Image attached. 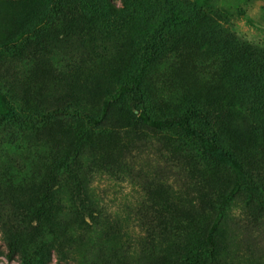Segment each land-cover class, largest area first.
I'll list each match as a JSON object with an SVG mask.
<instances>
[{
	"label": "rangeland",
	"instance_id": "rangeland-1",
	"mask_svg": "<svg viewBox=\"0 0 264 264\" xmlns=\"http://www.w3.org/2000/svg\"><path fill=\"white\" fill-rule=\"evenodd\" d=\"M0 94V264H264V0H0Z\"/></svg>",
	"mask_w": 264,
	"mask_h": 264
},
{
	"label": "trees",
	"instance_id": "trees-1",
	"mask_svg": "<svg viewBox=\"0 0 264 264\" xmlns=\"http://www.w3.org/2000/svg\"><path fill=\"white\" fill-rule=\"evenodd\" d=\"M186 115V114H184ZM0 116L6 118H16V114L12 108H10L4 102L3 96L0 94ZM178 117V116H177ZM190 136L195 139L198 144L200 145L203 154H206L210 157H215L217 155H221L222 157L225 156L223 149L219 146V144L215 141L214 138L209 137L207 132L202 129H189ZM214 228L210 230L209 233V242L210 245L213 247L215 245L213 234Z\"/></svg>",
	"mask_w": 264,
	"mask_h": 264
}]
</instances>
